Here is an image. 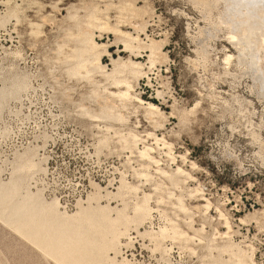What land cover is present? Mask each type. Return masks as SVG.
<instances>
[{
	"label": "rangeland",
	"instance_id": "obj_1",
	"mask_svg": "<svg viewBox=\"0 0 264 264\" xmlns=\"http://www.w3.org/2000/svg\"><path fill=\"white\" fill-rule=\"evenodd\" d=\"M129 1L134 16L128 10L118 12L121 0H0V74L20 73L25 79L20 97L10 100L0 115L1 177L11 176V164L19 155L37 159L39 169L28 179L30 190L47 201L57 199L68 214L77 212L80 199L84 203L99 191L101 204L117 205L120 197L112 195L118 193L121 179L126 182L120 193L128 212L148 195L151 209L138 226L141 233L131 226L120 238V264H237L219 247V237L205 240V234L186 229L188 216L174 208L178 197L192 207L195 228L204 221L209 236L230 232L250 258L264 264V48L258 46L256 56L249 47L237 58L238 47L226 37L246 13L257 25L264 18V0L253 8L247 1L236 5L233 0ZM70 5L79 12L92 7L107 12V23L91 31L98 41L111 44L114 56L129 53L114 44L111 28L135 32L134 23L142 37L143 31L148 33L167 52L166 59L156 62L150 80L142 77L135 87L160 105L156 122L146 120L141 108L135 110L136 102L122 110L120 130L135 138L124 140L105 121L84 115L76 101L62 104L55 98L60 62L73 45L72 36L80 32L69 16ZM139 51V59L146 61L144 49ZM226 53L233 54L231 61L224 60ZM103 61L109 64V57ZM69 92L78 97L77 91ZM149 144L160 162L146 168L139 151ZM178 165L184 173H174L179 178L175 185L157 171L160 166L172 174ZM203 198L209 199V206ZM171 221L193 238L177 231L156 248L142 234H156ZM93 244L94 257L114 255L101 239ZM0 264L59 263L0 222Z\"/></svg>",
	"mask_w": 264,
	"mask_h": 264
},
{
	"label": "bare ground",
	"instance_id": "obj_2",
	"mask_svg": "<svg viewBox=\"0 0 264 264\" xmlns=\"http://www.w3.org/2000/svg\"><path fill=\"white\" fill-rule=\"evenodd\" d=\"M233 1L236 5H241L243 1H247L246 6L253 8L258 1L263 0ZM229 3H231V0H229ZM133 7L131 1L121 0L118 12L128 10V15L134 16ZM70 12L72 13L70 14ZM68 13L74 19V26L78 27L80 32L72 36L73 45L68 48L62 57L63 60L60 62L62 64L60 66L62 77L57 80L55 98L62 101V104L74 100L78 103L77 106L84 115L105 121L108 127H114L116 133H121L124 140H128V137L135 138L134 133L129 131L124 135L120 130L122 121H124L122 110L128 108L130 101L136 102L135 110L138 109L137 107L141 108L142 115L146 120L156 122V117L161 114L160 105L146 100L135 87L139 84L140 78H150V72L155 68L156 62H161L160 57L166 59L167 52L163 49L161 42H157L154 37L143 30V35H145L142 37L134 23L135 32L122 30L118 25L111 28L114 35V44L121 46L119 50L129 53L127 57H122L120 54L114 56L110 50L111 44L98 41L91 31L92 27L100 28L107 23L109 19L107 12L100 11V9L95 11L94 7L86 9V11L82 9L79 12L78 8L70 5ZM245 16L246 18L240 22L237 29L228 30V36L226 34L229 41L238 47L239 56L237 58L244 57L249 47L254 50L256 56L260 55L257 53L258 46L264 48V18L256 21L257 25H253L252 17L247 13ZM141 27H139L140 30ZM247 31L249 32L246 33ZM256 32L257 37L253 34ZM140 47L145 51L146 61L139 59L142 54L139 51ZM106 56L109 57V64L103 61ZM223 57L228 62L233 54L226 53ZM0 81L1 115L2 110L10 100L20 97L25 79L20 73H10L5 76L0 74ZM69 91H77L78 97L73 99ZM157 93V95L161 94L160 92ZM155 139L162 141L168 147V143L163 138L156 137ZM154 150L155 146L149 144L139 151L143 159L142 166L148 168L152 164H159L160 161L153 154ZM36 160H31L30 156H17L11 164V176L7 180L1 177L0 168V222L11 230L21 233V236L28 242L59 264H120L117 259V255L121 252L122 240L120 238L127 231L129 232L131 226H134L139 234L141 233L138 226L148 216L151 209L148 195L144 194L133 204L131 212H128V202L120 193L126 186V182L121 179L118 193L112 195L113 197H120L117 205L112 206L110 202L101 204L100 200L103 196L99 191L93 194L90 193L84 203L80 199L77 206L78 210L76 209L77 212L68 214L67 211L60 208L57 199L47 201L39 191L33 192L30 190L28 179L39 169ZM157 171L170 179V183L173 185L179 180L175 177V174L184 173L181 165H178L172 174L164 171L160 166ZM110 195L107 193V196L111 198ZM203 200H205V207H207L206 205L209 206V199L203 198ZM174 208L188 216V220H184L185 227H187V230L194 232L193 234L203 233L202 235L205 234V237H203L205 240L211 237L214 242L219 237L220 242L217 244H220L219 247L224 248L229 253L230 258H236L237 264H257L243 248L232 240L230 232L219 233L214 231L209 236L205 233L204 221L200 227L195 228L192 219L193 209L186 206L181 198H177ZM226 225L228 229H231L232 224L227 222ZM179 226L177 222L171 221L170 227L165 226L156 234L148 230L142 231V234L147 235L156 248H161L163 240L169 234L175 235L177 231L185 239L193 238V235L187 233L186 230H180ZM88 237L91 240H87ZM97 239H101L103 248L112 249L114 255L105 254L104 259L94 257L96 251L93 247V241ZM69 242H72V244L69 245ZM82 258L90 259L80 261ZM167 264L170 263L167 262Z\"/></svg>",
	"mask_w": 264,
	"mask_h": 264
},
{
	"label": "trees",
	"instance_id": "obj_3",
	"mask_svg": "<svg viewBox=\"0 0 264 264\" xmlns=\"http://www.w3.org/2000/svg\"><path fill=\"white\" fill-rule=\"evenodd\" d=\"M155 102V101H154Z\"/></svg>",
	"mask_w": 264,
	"mask_h": 264
}]
</instances>
